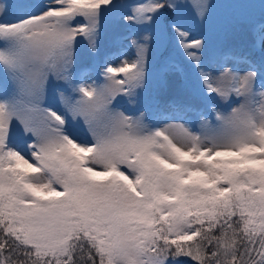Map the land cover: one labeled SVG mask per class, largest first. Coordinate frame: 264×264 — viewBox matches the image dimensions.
Instances as JSON below:
<instances>
[{"label":"snow or ice","instance_id":"1","mask_svg":"<svg viewBox=\"0 0 264 264\" xmlns=\"http://www.w3.org/2000/svg\"><path fill=\"white\" fill-rule=\"evenodd\" d=\"M0 264H264V0H0Z\"/></svg>","mask_w":264,"mask_h":264}]
</instances>
